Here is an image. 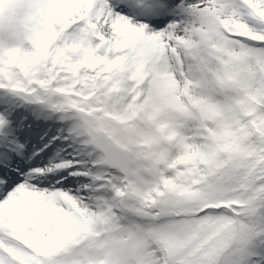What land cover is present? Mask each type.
<instances>
[{"label": "snow or ice", "instance_id": "6c2138e0", "mask_svg": "<svg viewBox=\"0 0 264 264\" xmlns=\"http://www.w3.org/2000/svg\"><path fill=\"white\" fill-rule=\"evenodd\" d=\"M0 264H264V0H0Z\"/></svg>", "mask_w": 264, "mask_h": 264}]
</instances>
